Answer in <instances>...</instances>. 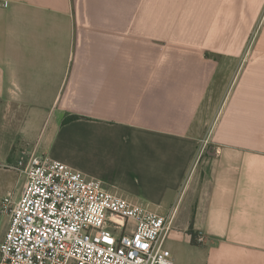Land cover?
Segmentation results:
<instances>
[{
    "label": "crops",
    "instance_id": "obj_1",
    "mask_svg": "<svg viewBox=\"0 0 264 264\" xmlns=\"http://www.w3.org/2000/svg\"><path fill=\"white\" fill-rule=\"evenodd\" d=\"M145 1L149 25L133 26ZM172 3L0 0V164L29 142L147 206L168 221L173 264H264V58L244 65L204 138L193 128L218 65L188 33L160 58Z\"/></svg>",
    "mask_w": 264,
    "mask_h": 264
},
{
    "label": "built area",
    "instance_id": "obj_2",
    "mask_svg": "<svg viewBox=\"0 0 264 264\" xmlns=\"http://www.w3.org/2000/svg\"><path fill=\"white\" fill-rule=\"evenodd\" d=\"M15 169L23 182L1 199L0 264H173L164 216L60 160L34 153Z\"/></svg>",
    "mask_w": 264,
    "mask_h": 264
},
{
    "label": "rangeland",
    "instance_id": "obj_3",
    "mask_svg": "<svg viewBox=\"0 0 264 264\" xmlns=\"http://www.w3.org/2000/svg\"><path fill=\"white\" fill-rule=\"evenodd\" d=\"M171 1L174 8L166 7L165 14L171 15V17L165 19L167 25L164 27L168 28L166 34L170 33L169 37L171 38L164 39V34L161 31L160 34H156V38L154 37L153 40L155 47L160 51V58L163 53H167L169 46L172 50L171 54L177 49L174 45L177 41H172L173 38L182 37L185 40V35L188 33L186 35L188 40L195 39L196 44L201 45L199 50L202 56L205 59H212L218 65L214 81L208 90L193 128L206 138L213 119L222 107L244 65L249 64V61L264 58V51L256 49L264 25V0H251V3L246 2L245 4H240L241 0H234V3H231L230 0ZM144 5L147 6L146 1L138 4L139 17L133 20V26L149 25L147 20L142 18L145 15V8L142 7ZM86 8H92V3L86 4ZM124 25H131V22L124 21ZM170 29L171 31H169ZM191 30L195 32L189 33ZM31 146L32 144L28 142L27 150H22L14 163L0 164L2 168L10 171L8 176L5 174L4 179L0 178V203L8 192L15 195L19 191L23 177L19 176L15 166L18 163H28L34 153L30 150ZM6 224L7 214L0 210V232ZM194 244L203 250H209V244L201 245L196 241Z\"/></svg>",
    "mask_w": 264,
    "mask_h": 264
},
{
    "label": "trees",
    "instance_id": "obj_4",
    "mask_svg": "<svg viewBox=\"0 0 264 264\" xmlns=\"http://www.w3.org/2000/svg\"><path fill=\"white\" fill-rule=\"evenodd\" d=\"M77 116H69L67 119H66V121L67 120H72V119H75Z\"/></svg>",
    "mask_w": 264,
    "mask_h": 264
}]
</instances>
